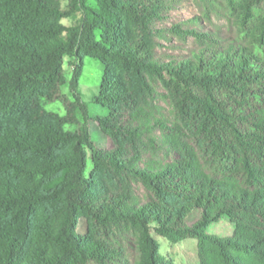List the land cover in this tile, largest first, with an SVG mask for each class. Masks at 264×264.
Masks as SVG:
<instances>
[{
	"label": "trees",
	"instance_id": "1",
	"mask_svg": "<svg viewBox=\"0 0 264 264\" xmlns=\"http://www.w3.org/2000/svg\"><path fill=\"white\" fill-rule=\"evenodd\" d=\"M89 1L0 0V264H175L155 236L264 264V0H195L193 26L160 28L178 0ZM223 218L232 235L208 233Z\"/></svg>",
	"mask_w": 264,
	"mask_h": 264
},
{
	"label": "rangeland",
	"instance_id": "2",
	"mask_svg": "<svg viewBox=\"0 0 264 264\" xmlns=\"http://www.w3.org/2000/svg\"><path fill=\"white\" fill-rule=\"evenodd\" d=\"M63 3H65L63 1ZM90 5H94L92 0L89 1ZM200 10L196 4L195 0H178L175 4V7L170 9L167 13V17L163 21H156V27H165L169 25L170 22H181L183 26H193V16L199 14ZM65 25L71 24V20L65 18L62 20ZM164 47L159 48V54L163 52H173L168 43L165 40H160ZM175 52V51H174ZM72 59L65 57L64 61V72L68 79L72 75ZM103 75V66L102 64L93 58L87 57L84 60L83 73L80 79V90L83 93V99L88 102V108L92 116L103 114V110L100 106H97L92 103V97L97 95L99 92L101 79ZM61 93L67 96L69 99H72L68 84L61 88ZM44 107L48 111L56 112L61 116L66 114L65 106L61 101H44ZM65 130H73L74 126L70 124L64 125ZM92 139L101 147L110 146L109 142L103 137L97 129V125L92 123ZM91 168V161L88 163V171ZM142 192V190H139ZM199 218V211H194L186 219L187 224H191ZM87 228V222L85 219H81L78 225V232L84 233ZM208 233L215 234L219 236H231L233 233V224L227 219L223 218L220 222L211 224L208 229ZM155 238L160 243V254L166 259L172 260L175 264H198V258L196 254V240L186 239L181 242H171L167 239L155 236ZM110 242L114 245H122L119 234H113L110 236ZM129 252V251H128ZM95 264V263H91Z\"/></svg>",
	"mask_w": 264,
	"mask_h": 264
}]
</instances>
